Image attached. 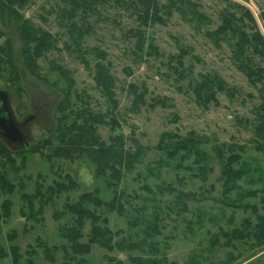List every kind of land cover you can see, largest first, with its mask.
<instances>
[{
	"label": "rangeland",
	"instance_id": "rangeland-1",
	"mask_svg": "<svg viewBox=\"0 0 264 264\" xmlns=\"http://www.w3.org/2000/svg\"><path fill=\"white\" fill-rule=\"evenodd\" d=\"M136 1L124 0L129 5H136ZM157 1L165 5L170 2ZM182 1L186 3L184 8L174 9L166 24L145 28L147 37L154 41L161 56H147L138 63L134 62L136 56L132 50L133 41L125 39L123 35L127 29L139 25L134 7L118 5L115 0H110L89 18L94 30L84 37L81 48H100L108 54L112 74L117 79L116 98L120 102L119 114L122 121L121 127L116 131H112L109 126H100L98 134L108 144L111 137L122 134L127 140V149L135 150L139 147L144 150L143 157L135 168L124 171L123 179L116 189L108 187V180L97 176L96 165L85 155L74 161L65 158L48 161L39 154L28 152L31 147L49 138L54 139L55 146L58 145L56 109L64 99L62 88L69 86L62 79L60 69L70 71L75 80L76 84L70 91L75 108L83 106L78 97L87 100L84 94L90 96L91 108L96 112L105 113L108 108L106 98L96 87L93 71L86 69L76 58L74 48L70 47L68 27L61 24L57 15L58 8L63 10L66 4L62 0H29L23 8L17 9L25 20H30L36 28L57 39L56 48L38 59V76L26 68L18 20L0 10V31L3 33L0 47L6 46L8 41L12 56L9 62L7 54L0 52V91L8 94L15 121L21 126L28 143L19 146L6 143L11 151L22 150L26 156L25 165L21 163V157H15L14 164L4 159L3 172L17 186L14 194L1 199V202L6 199L13 202L11 217L0 219V247L7 254L10 253V247L18 246L23 254L24 264L29 259L26 251L30 245L36 250L32 258L35 264H63L65 259L61 251L55 252L56 260L50 262L43 247L38 246L39 239L50 247L65 244L60 237L59 228L71 225L72 217L65 214L60 220H55V212H62L67 204L78 202L84 193L98 191L104 201H110L116 191L119 196L123 193V214H111L106 209H97L91 205V208L97 209L98 214L110 219L111 229H122L131 241L142 242L144 228L154 224L156 217H159L158 222L155 221L159 229V236L155 238L159 242V251L153 254L150 246L143 244L140 250L115 251L110 254L126 264H133L129 262L130 256L166 259V264H264V243L255 246L254 240H235L233 247L211 245L213 239L224 243L226 238L223 234L241 230L246 219L256 224L257 214L264 216V193L261 191L264 185L261 182L251 183L250 178H244L237 183L242 191L235 190L229 197L223 196V184L218 178L222 174L224 159L230 153L225 154L222 162L215 152V146L229 143L242 145L246 148L242 154L243 160L253 170L251 177L255 180L260 176L264 178L261 171H264V152L255 150V140L259 141L255 128H260L256 116L263 115L260 108L264 98L260 89L264 87V78L256 86L252 85L248 77L238 69L233 58L234 41H218L207 37V33L217 31L222 25L223 15L232 12L240 16L245 10L254 16L264 37V0ZM194 5L196 8H192ZM186 10L189 11L185 15L181 13ZM195 12L202 17L199 18ZM75 21L79 25L83 23L80 16ZM67 47L71 50H67ZM180 47L193 50L184 59L183 71L187 74L185 79H179L178 74L167 64L168 57L178 54ZM252 58L255 65L264 70V58L259 55H252ZM89 59L93 67L97 58L91 55ZM125 69H130L133 74L128 76ZM205 74H218L228 89L234 91L229 95L218 94L220 106L211 105L208 110L199 106L190 87L192 82ZM55 83L58 85L54 86ZM131 83L147 87L148 102L152 98L167 97L170 106L154 110L143 107L138 114L128 112L132 98L126 90ZM27 119L29 122L24 126ZM166 132L177 133L182 137L188 136L190 132L196 133L197 139L201 141L200 149L207 154L210 162L208 167L211 172L206 181L193 178L190 171L176 170L178 160L172 161L167 158L166 152L156 149L161 135ZM45 153L50 154L51 150L47 148ZM162 161L166 165L160 166ZM193 161L194 158L189 159L183 165L197 169ZM237 166L235 167L238 168ZM39 175L44 176L46 185L65 180L70 175L78 187L62 193L54 203L44 208L39 221H35L27 218L28 205L21 195L23 192L34 193ZM161 185L163 186L159 187ZM145 187H149L150 191ZM253 191H259L258 196H244ZM179 194L188 197L182 196L181 202ZM225 199L235 204L256 205L258 213L255 214L252 208L245 211L236 206L225 205ZM183 204L189 208L188 212L179 210L184 208ZM90 229L91 223L88 221L84 233L88 234ZM108 254L95 246L91 254L84 258L87 260L86 264H100ZM11 263L10 256L0 260V264Z\"/></svg>",
	"mask_w": 264,
	"mask_h": 264
},
{
	"label": "trees",
	"instance_id": "trees-1",
	"mask_svg": "<svg viewBox=\"0 0 264 264\" xmlns=\"http://www.w3.org/2000/svg\"><path fill=\"white\" fill-rule=\"evenodd\" d=\"M118 5L126 7H134L137 19L140 21L136 28L127 29L123 35L127 40L133 41V54L136 56L134 62L138 63L147 56L160 57L161 54L154 45V41L146 35V29L156 24H166V20L172 16L174 9L181 10L184 8V1L170 0L168 4H160L157 0H137L136 5L125 4L124 0H115ZM29 0H0V10L8 12L15 16L19 23V30L21 32V39L23 42V57L26 68L33 74L39 75L37 72L40 66L37 61L43 57L45 53L56 48L57 39L40 28H36L30 20H25L18 12V8H23ZM66 7L62 10L58 8L57 15L60 18L61 24L68 27L69 35L71 37V46L73 51L77 54V59L81 61L86 69L93 71V79L96 87L101 92V95L106 98L108 108L105 113L96 112L91 108L89 102L90 96L84 94L87 100L83 97H78L82 101L83 106L75 108L71 98V89L76 84L71 77L70 71L60 69L62 79L68 82V87L61 90L64 95L58 106L57 118V136L58 145L55 146L54 139L49 138L42 140L38 145L31 147L28 152L32 154H39L48 161L56 159H69L74 161L80 156L85 155L93 164L96 165V174L98 177H103L107 181L110 188H117L123 179L124 171H132L143 157L144 150L136 147L135 150L127 149V140L124 135L117 134L110 138V143L102 140L98 134L100 126H109L112 131L121 127V118L119 114L120 102L116 98L117 79L112 74V64L108 60V54L100 50V48H88L83 50L81 48L84 37L90 35L94 26L89 22V18L97 13L100 7L110 2V0H62ZM69 6V8H68ZM196 6H192V8ZM242 8V7H241ZM243 9V8H242ZM181 11L184 15L188 12ZM199 18V13L195 12ZM80 16L82 25H79L75 19ZM222 25L215 32L207 33L210 39L218 41H234L233 58L238 64V69L242 71L254 86L263 81L264 70L255 65L252 55H259L264 58V37L260 33L256 20L250 11L245 10L240 16L235 13H228L222 16ZM21 24V26H20ZM248 30V31H247ZM250 31V32H249ZM251 33V34H247ZM3 33L0 31V38ZM219 46V43L216 42ZM67 47V50H71ZM147 49L149 51H147ZM0 52L7 54L8 60L11 62L9 42L6 41V46L0 47ZM178 54L170 55L167 64L174 73L178 74L179 79L187 77L184 69V59L191 55L193 50L190 48L184 49L180 47ZM94 55L97 60L93 67H91V60L89 56ZM167 66V65H166ZM1 70V67H0ZM182 72H181V71ZM128 76L133 72L130 69H125ZM17 76V73H14ZM1 76V75H0ZM17 79V78H15ZM55 83L54 86H57ZM196 102L199 106L208 110L211 105L220 106L218 101V94H231L233 89H228L226 83L218 74L201 75L199 80L190 84ZM261 96L264 98V87L260 89ZM127 93L132 98L131 106L128 112L138 114L143 107L150 110L156 108H168L169 99L167 97L152 98L149 102L147 100L148 89L145 85L138 86L135 83L127 85ZM233 95V94H232ZM263 114L257 115L256 118L260 124V128L256 126V136L259 141L255 140V150L259 153L264 152V103L260 108ZM175 121V119H174ZM200 143L195 132H190L188 136L182 137L177 133L166 132L161 135L156 149L164 151L167 158L178 160L175 169H184L191 172L195 179L206 181L211 172L209 169V161L207 154L200 149ZM217 156L222 160L225 154L230 153L229 157L224 159L222 174L218 181L223 184V196L229 195L235 191L242 189L237 184L244 178H250L251 183L261 182L264 185V178L260 176L257 180L251 177L253 172L249 164L244 162L243 155L246 151L242 145L239 144H223L215 146ZM6 142L0 138V219L10 218L13 202L9 199H1L3 196L12 195L15 193L17 186L14 185L5 175L3 169L5 168V161L11 164L15 163V157H21V163H26L25 151L13 152ZM49 148L50 154L45 153ZM236 151V153H235ZM194 158L193 163L198 167L194 169L191 166H184L183 162ZM160 166L166 165L164 161L160 162ZM238 165V166H237ZM237 166L238 168H236ZM22 168V166L20 167ZM261 169V168H260ZM264 175V171L261 169ZM39 180L35 185V191L32 194L23 192L22 200L28 205L29 214L27 218L39 221L40 216L44 213V208L51 203H54L62 193H67L78 187L76 181L67 175L65 180L56 181L52 185H46L45 178L39 175ZM163 185L159 186L162 187ZM158 187V188H159ZM149 190V187H145ZM24 190V187H23ZM264 193V189L261 190ZM259 191L247 192L244 196H258ZM184 194H179L178 199ZM122 196H119L115 191L113 198L110 201H104L98 191L87 192L80 196L78 202L67 204L65 210L62 212L56 211L54 214L55 220H60L66 215L72 217V224L62 226L59 228L60 237L65 241V244L59 246H48L46 243L38 242L39 247H43L46 258L50 262H55L54 253L61 251L65 262L63 264H86L85 256L91 254L93 248L98 246L109 254L105 256L104 262L100 264H126L125 261L110 255L111 253L136 251L140 250L142 245H149L150 251L155 254L159 251V242L155 240L159 236V229L155 224L158 222L157 216L154 224L145 227L143 230L144 238L141 241H131L122 229L113 230L110 227V219L105 215L99 213L97 209L103 208L107 212L119 215L123 214L124 201ZM264 202V198L262 199ZM185 203V202H184ZM225 205L236 206L247 211L252 208L254 213H258V207L250 204H235L229 202L227 199L223 201ZM187 205V203H185ZM184 205L181 212H188L189 208ZM91 205L97 209L91 208ZM254 206V207H251ZM66 214V215H65ZM91 223V229L88 234L84 233L87 222ZM257 223L253 224L250 219H246L241 230H236L232 234L224 233L226 238L224 243H220L218 239H213L211 245L222 247H233L235 240H254V245L259 246L264 243V216L257 214ZM1 232V229H0ZM85 238L87 240L85 241ZM158 250V251H157ZM145 252V251H144ZM29 259L24 264H35L32 259L36 254L33 246L29 245V250L26 251ZM11 257V264H23V254L18 246L10 247V253L7 254L4 248L0 247V260ZM129 262L133 264H166V259L145 258L144 256H130ZM198 264V263H192Z\"/></svg>",
	"mask_w": 264,
	"mask_h": 264
},
{
	"label": "flooded vegetation",
	"instance_id": "flooded-vegetation-1",
	"mask_svg": "<svg viewBox=\"0 0 264 264\" xmlns=\"http://www.w3.org/2000/svg\"><path fill=\"white\" fill-rule=\"evenodd\" d=\"M7 118L13 121L16 128L19 130V132L24 137V139L20 140V139L15 138L14 141L8 140L4 136L5 131L2 128H0V138H2L8 145H11V146L25 145L27 142V139L24 135V132L21 131V126L18 124V122L15 121V115L11 109L8 94L6 93L3 95H0V122H2L4 127L7 126ZM28 122H29V119H27V121L24 123V126H27Z\"/></svg>",
	"mask_w": 264,
	"mask_h": 264
},
{
	"label": "water",
	"instance_id": "water-1",
	"mask_svg": "<svg viewBox=\"0 0 264 264\" xmlns=\"http://www.w3.org/2000/svg\"><path fill=\"white\" fill-rule=\"evenodd\" d=\"M5 94L4 92L0 91V95ZM0 128H2L5 133L4 136L10 140V141H14V139H24V137L21 135V133L19 132V130L16 128L15 124L13 123L12 120H10L9 118H7V126L4 127L2 122H0ZM25 145H28V143L26 142Z\"/></svg>",
	"mask_w": 264,
	"mask_h": 264
}]
</instances>
